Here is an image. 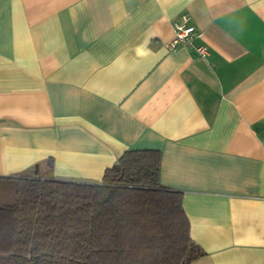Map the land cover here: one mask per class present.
Masks as SVG:
<instances>
[{"label":"crops","instance_id":"obj_1","mask_svg":"<svg viewBox=\"0 0 264 264\" xmlns=\"http://www.w3.org/2000/svg\"><path fill=\"white\" fill-rule=\"evenodd\" d=\"M139 149L189 264H264V0H0V177L99 181Z\"/></svg>","mask_w":264,"mask_h":264},{"label":"trees","instance_id":"obj_2","mask_svg":"<svg viewBox=\"0 0 264 264\" xmlns=\"http://www.w3.org/2000/svg\"><path fill=\"white\" fill-rule=\"evenodd\" d=\"M159 166L139 149L99 181L0 177V264H189L203 251Z\"/></svg>","mask_w":264,"mask_h":264},{"label":"built area","instance_id":"obj_3","mask_svg":"<svg viewBox=\"0 0 264 264\" xmlns=\"http://www.w3.org/2000/svg\"><path fill=\"white\" fill-rule=\"evenodd\" d=\"M173 37L165 44V48L172 50L180 44H191L193 38L196 36L194 26L189 24V17L186 14H182L179 20L173 22ZM197 52L200 55L206 53V48L200 46L197 48Z\"/></svg>","mask_w":264,"mask_h":264}]
</instances>
